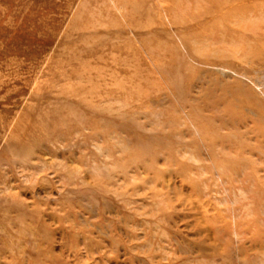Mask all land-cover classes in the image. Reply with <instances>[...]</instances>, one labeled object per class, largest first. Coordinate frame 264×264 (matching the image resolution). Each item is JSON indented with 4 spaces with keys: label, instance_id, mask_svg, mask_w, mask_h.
I'll return each mask as SVG.
<instances>
[{
    "label": "rangeland",
    "instance_id": "374dc122",
    "mask_svg": "<svg viewBox=\"0 0 264 264\" xmlns=\"http://www.w3.org/2000/svg\"><path fill=\"white\" fill-rule=\"evenodd\" d=\"M244 1L179 27L165 0H0V264H264Z\"/></svg>",
    "mask_w": 264,
    "mask_h": 264
},
{
    "label": "bare ground",
    "instance_id": "6f19581e",
    "mask_svg": "<svg viewBox=\"0 0 264 264\" xmlns=\"http://www.w3.org/2000/svg\"><path fill=\"white\" fill-rule=\"evenodd\" d=\"M169 5L170 18L175 26H185L193 20H198L201 24L206 19L226 20L234 15H239V20H243L244 13L241 8L248 7L244 0H165ZM235 18V17H234ZM236 19V18H235ZM210 22V21H208ZM239 23V21H236ZM197 25V24H196ZM193 26V25H192Z\"/></svg>",
    "mask_w": 264,
    "mask_h": 264
}]
</instances>
